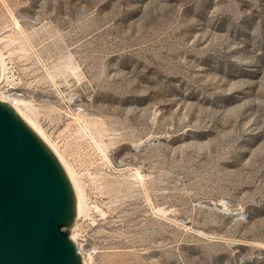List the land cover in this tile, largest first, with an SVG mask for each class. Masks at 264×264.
Segmentation results:
<instances>
[{
  "label": "rangeland",
  "instance_id": "rangeland-1",
  "mask_svg": "<svg viewBox=\"0 0 264 264\" xmlns=\"http://www.w3.org/2000/svg\"><path fill=\"white\" fill-rule=\"evenodd\" d=\"M0 51L87 264H264V0H0Z\"/></svg>",
  "mask_w": 264,
  "mask_h": 264
},
{
  "label": "water",
  "instance_id": "water-1",
  "mask_svg": "<svg viewBox=\"0 0 264 264\" xmlns=\"http://www.w3.org/2000/svg\"><path fill=\"white\" fill-rule=\"evenodd\" d=\"M72 183L54 153L0 102V264H82Z\"/></svg>",
  "mask_w": 264,
  "mask_h": 264
},
{
  "label": "bare ground",
  "instance_id": "bare-ground-1",
  "mask_svg": "<svg viewBox=\"0 0 264 264\" xmlns=\"http://www.w3.org/2000/svg\"><path fill=\"white\" fill-rule=\"evenodd\" d=\"M5 73H6V63H5V58L3 54L0 51V84L5 78ZM1 87V86H0ZM15 100L16 103L18 104L17 106H13L11 101ZM0 102L6 104L9 108H11L33 131L34 133L42 140V142L54 153V155L58 158L60 163L62 164L65 172L67 173L72 186L75 191L76 195V200H77V219L81 217V215L84 212L85 204L83 200V194L80 189V187L77 185L76 181L74 180V177L72 175V172L70 171L69 167L66 165L64 159L60 156L58 151L55 149V146L51 144V142L48 140L47 136L44 134V132L41 130V128L30 118L28 117L24 112L21 106H24L23 101L19 100V96H13L12 94H3L2 97L0 98ZM74 231V229H73ZM71 238L76 244L78 253L80 255V258L82 260V264H87L86 259L78 249L77 241L74 237V234L71 233Z\"/></svg>",
  "mask_w": 264,
  "mask_h": 264
},
{
  "label": "built area",
  "instance_id": "built-area-1",
  "mask_svg": "<svg viewBox=\"0 0 264 264\" xmlns=\"http://www.w3.org/2000/svg\"><path fill=\"white\" fill-rule=\"evenodd\" d=\"M11 103H12L13 106H17L18 105L15 100H12Z\"/></svg>",
  "mask_w": 264,
  "mask_h": 264
}]
</instances>
